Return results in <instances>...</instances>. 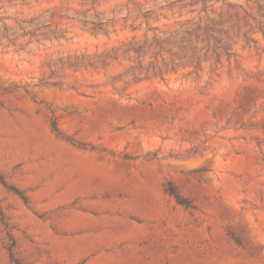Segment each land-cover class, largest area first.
Masks as SVG:
<instances>
[{
  "label": "rangeland",
  "instance_id": "rangeland-1",
  "mask_svg": "<svg viewBox=\"0 0 264 264\" xmlns=\"http://www.w3.org/2000/svg\"><path fill=\"white\" fill-rule=\"evenodd\" d=\"M0 264H264V0H0Z\"/></svg>",
  "mask_w": 264,
  "mask_h": 264
}]
</instances>
